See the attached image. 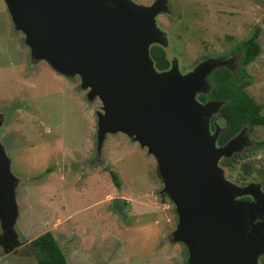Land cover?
<instances>
[{"label": "rangeland", "instance_id": "374dc122", "mask_svg": "<svg viewBox=\"0 0 264 264\" xmlns=\"http://www.w3.org/2000/svg\"><path fill=\"white\" fill-rule=\"evenodd\" d=\"M123 1L140 9L157 0ZM103 4L114 8L111 0ZM163 6L152 21L159 39L148 48L160 46L169 62L166 71L182 78L193 77L201 67L234 73L240 53L230 50L259 28L260 53L245 67L249 85L244 91L263 115L264 0H164ZM201 86L192 92L193 100L210 108L205 122L218 148L216 138L227 126L219 113L222 103H200L197 96L208 91L206 80ZM87 92L77 76L60 75L30 58L0 0V144L15 181L9 229L17 241L12 248L0 245V264H36L29 241L49 230L65 264H188L185 246L173 243L170 234L165 239L177 216L167 196L159 194L162 183L153 157L121 133L105 134L97 151L100 102L88 100ZM231 139L237 147L216 162L224 182L264 195V126L243 127ZM103 167L115 175L118 188ZM116 197L123 199L124 221L110 209ZM143 205L158 214H144L153 209Z\"/></svg>", "mask_w": 264, "mask_h": 264}, {"label": "water", "instance_id": "95a60500", "mask_svg": "<svg viewBox=\"0 0 264 264\" xmlns=\"http://www.w3.org/2000/svg\"><path fill=\"white\" fill-rule=\"evenodd\" d=\"M3 1L30 58L60 75L77 76L80 88L88 89L86 98L100 102L96 150L105 134L121 133L153 157L159 194L167 196L177 216L172 240L185 246L188 264H255L260 249L244 232V212H263L264 195L224 182L216 168L237 143L229 139L215 148L205 122L210 108L193 100L192 92L210 72L201 67L187 78L156 73L148 56V45L159 39L152 21L164 0L140 9L123 0H111L113 9L104 0ZM8 164L0 144V245L5 249L17 243L9 229L15 181ZM240 194L256 202L234 201ZM109 206L126 219L122 198H112Z\"/></svg>", "mask_w": 264, "mask_h": 264}, {"label": "trees", "instance_id": "16d2710c", "mask_svg": "<svg viewBox=\"0 0 264 264\" xmlns=\"http://www.w3.org/2000/svg\"><path fill=\"white\" fill-rule=\"evenodd\" d=\"M259 28L256 27L251 35L236 44L230 53H240L237 67L234 73L225 68L213 69L205 78L208 84L206 95H198L197 100L204 103L207 100L222 103L219 113L225 117L226 128L218 134L216 145H224L234 137L243 127L264 126V114H260V107L245 93L244 89L249 85V77L245 67L251 63L260 53V47L256 42ZM148 56L153 68L158 71H166L169 62L164 50L157 45L148 48ZM105 171L107 168L103 167ZM109 178L115 188L118 181L115 175L108 171ZM36 264H65L64 255L50 232L46 231L29 241Z\"/></svg>", "mask_w": 264, "mask_h": 264}, {"label": "flooded vegetation", "instance_id": "af4514ba", "mask_svg": "<svg viewBox=\"0 0 264 264\" xmlns=\"http://www.w3.org/2000/svg\"><path fill=\"white\" fill-rule=\"evenodd\" d=\"M225 164V162L223 163ZM241 181L235 180V184H240ZM264 178L261 179V191L264 193ZM236 201H240L245 204L255 203L249 195H243L235 197ZM245 223H244V232L257 243L260 253L255 256V264H264V210L263 212L256 214L246 210L244 212ZM247 240L246 238H244Z\"/></svg>", "mask_w": 264, "mask_h": 264}, {"label": "crops", "instance_id": "0c3cea01", "mask_svg": "<svg viewBox=\"0 0 264 264\" xmlns=\"http://www.w3.org/2000/svg\"><path fill=\"white\" fill-rule=\"evenodd\" d=\"M117 134V133H116ZM144 207H146L148 210H152L153 208L151 207V206H149V205H143ZM139 209V208H138ZM139 210H141V209H139ZM158 212H162V211H158ZM153 213H155L156 215L158 214L157 212H154V209L152 210V212L151 213H144V214H151V215H155V214H153ZM116 215V214H115ZM117 216V215H116ZM127 216V215H126ZM159 222V221H158ZM154 225H155V223H154ZM71 226H72V228L71 229H74L75 231H78L77 230V228L74 226V225H72L71 224ZM124 227L125 228H127V225H126V223H124ZM174 228L175 227H173L172 229H170V232H166L167 233V235L165 236V239L167 238V237H169V234L171 235L170 237H171V241L173 242V243H175L173 240H172V232L174 231ZM48 232H50V230L48 231ZM51 233V232H50ZM79 233V232H78ZM83 233H87V232H82L81 234H83ZM52 235V234H51ZM53 237V236H52ZM54 239V238H53ZM56 242V241H55ZM57 244V243H56ZM61 251V250H60ZM62 253V252H61ZM63 254V253H62ZM65 263H66V258H65Z\"/></svg>", "mask_w": 264, "mask_h": 264}]
</instances>
